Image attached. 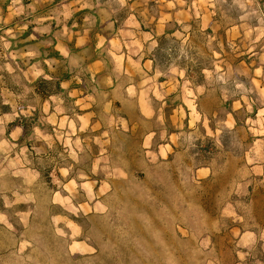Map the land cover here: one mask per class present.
<instances>
[{"label":"rangeland","instance_id":"374dc122","mask_svg":"<svg viewBox=\"0 0 264 264\" xmlns=\"http://www.w3.org/2000/svg\"><path fill=\"white\" fill-rule=\"evenodd\" d=\"M56 3L0 0V80L20 82L9 42ZM101 3L166 28L167 85L145 86V114L103 91L74 97L72 123L65 105L41 131L24 121L22 145L0 128V264H264V176L241 191V171L264 169V0Z\"/></svg>","mask_w":264,"mask_h":264},{"label":"crops","instance_id":"0c3cea01","mask_svg":"<svg viewBox=\"0 0 264 264\" xmlns=\"http://www.w3.org/2000/svg\"><path fill=\"white\" fill-rule=\"evenodd\" d=\"M21 1L65 3L61 6L56 3L45 11L40 9V4L37 9L39 24H33L36 15L33 11L29 16L30 24L24 25L21 34L22 45L12 39L9 42L10 52L19 51L13 59L20 72V82L13 86L3 78L0 80V90L5 92H0V128L5 130L13 145H22L26 139L24 121L34 120L30 131L42 130L43 123L37 119L39 121L46 107L48 112L45 113L54 115L57 123L63 114V110L57 112V106L65 105L69 114L66 116H70L72 123L74 97L86 101L87 105V101L95 102L106 91L110 96L108 103L116 102L119 107L127 108L134 106L145 114L148 109L145 91H150L145 86L151 81L167 85V80L161 77L156 55L158 39L165 34L166 28H160L158 20L150 26L138 14L129 11L125 15L109 12L102 16L96 8L103 0ZM74 3L79 6L74 8ZM1 7L3 9L4 5ZM31 45H38L36 55L29 48ZM46 82H52L54 89H42L40 84ZM261 95L263 101L257 110L264 111V87ZM20 99L22 106L17 102ZM256 141L264 143V137L255 138L253 143ZM258 162L241 171L244 180L241 191L254 192L252 179L264 176V169L255 165ZM256 168L260 169L258 174ZM261 249L264 256V241Z\"/></svg>","mask_w":264,"mask_h":264}]
</instances>
